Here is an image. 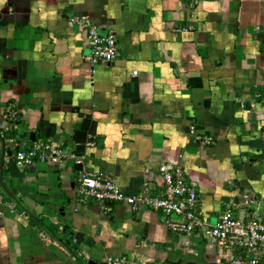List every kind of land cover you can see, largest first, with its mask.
<instances>
[{"label": "crops", "instance_id": "crops-1", "mask_svg": "<svg viewBox=\"0 0 264 264\" xmlns=\"http://www.w3.org/2000/svg\"><path fill=\"white\" fill-rule=\"evenodd\" d=\"M87 19L117 41L94 72ZM263 91L264 0H0V160L46 142L72 156L1 165L0 264H226L203 229L175 234L160 212L120 204L105 213L77 179L156 195L159 167L180 165L204 228L226 209L264 220Z\"/></svg>", "mask_w": 264, "mask_h": 264}, {"label": "built area", "instance_id": "built-area-1", "mask_svg": "<svg viewBox=\"0 0 264 264\" xmlns=\"http://www.w3.org/2000/svg\"><path fill=\"white\" fill-rule=\"evenodd\" d=\"M183 2L195 0H182ZM85 40L89 54L85 60L91 66V72L99 65H107L117 56V41L112 33H102L88 19L83 23ZM264 102V91L259 95ZM2 119L14 117L12 107H7ZM8 114V116H6ZM0 121V133L2 126ZM191 135H195L193 128ZM196 136V135H195ZM264 141V126L261 129ZM206 146L213 144L210 136H196ZM91 145V139L87 143ZM72 156L53 143L35 144L27 150L16 151L11 156L3 157V164L18 167H30L36 162L55 166L71 159ZM75 164L79 163L74 161ZM162 189L156 195L145 193L126 194L117 183L98 174L82 172L77 179V193L82 200L92 199L105 213L116 205H124L131 211L143 209L158 211L165 217V225L172 233L188 237L201 231L226 255V264H259L264 261V220L255 215L247 220L236 217L226 209L212 226L204 228L202 218L197 214L198 195L194 187L185 181L184 170L180 165L159 167ZM2 197L0 196V204ZM1 218V214H0ZM108 264H142L127 261L122 257L108 258Z\"/></svg>", "mask_w": 264, "mask_h": 264}, {"label": "water", "instance_id": "water-1", "mask_svg": "<svg viewBox=\"0 0 264 264\" xmlns=\"http://www.w3.org/2000/svg\"><path fill=\"white\" fill-rule=\"evenodd\" d=\"M3 157H4V155H2V159L0 160V167H1V165L3 164ZM0 181H1V180H0ZM0 184H1V183H0ZM4 189H5V188H4ZM88 264H96V263L90 261V262H88Z\"/></svg>", "mask_w": 264, "mask_h": 264}, {"label": "trees", "instance_id": "trees-1", "mask_svg": "<svg viewBox=\"0 0 264 264\" xmlns=\"http://www.w3.org/2000/svg\"><path fill=\"white\" fill-rule=\"evenodd\" d=\"M88 200H92V199H88ZM94 201V200H93ZM197 212V211H196ZM198 214V213H197ZM216 245V244H215Z\"/></svg>", "mask_w": 264, "mask_h": 264}]
</instances>
